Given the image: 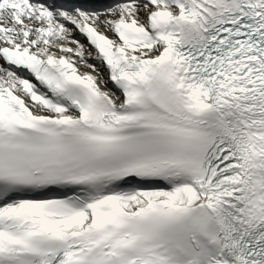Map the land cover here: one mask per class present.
<instances>
[{
    "label": "snow or ice",
    "instance_id": "snow-or-ice-1",
    "mask_svg": "<svg viewBox=\"0 0 264 264\" xmlns=\"http://www.w3.org/2000/svg\"><path fill=\"white\" fill-rule=\"evenodd\" d=\"M0 264H264V0H0Z\"/></svg>",
    "mask_w": 264,
    "mask_h": 264
}]
</instances>
